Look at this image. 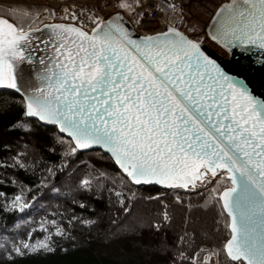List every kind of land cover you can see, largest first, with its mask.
I'll return each mask as SVG.
<instances>
[{"label":"snow or ice","instance_id":"1","mask_svg":"<svg viewBox=\"0 0 264 264\" xmlns=\"http://www.w3.org/2000/svg\"><path fill=\"white\" fill-rule=\"evenodd\" d=\"M198 4H0V88L19 96L0 115L20 112L14 142L0 143V187L14 189L0 190V211L26 214L45 190L65 201L0 235V264L52 253L77 228L115 245L119 264H264V98L202 47L207 37L229 54L264 53V0L220 4L206 31ZM145 185L161 187L143 195ZM140 200L159 209L141 213ZM175 206L186 209L179 226Z\"/></svg>","mask_w":264,"mask_h":264},{"label":"trees","instance_id":"2","mask_svg":"<svg viewBox=\"0 0 264 264\" xmlns=\"http://www.w3.org/2000/svg\"><path fill=\"white\" fill-rule=\"evenodd\" d=\"M1 4V3H0ZM19 99L18 94L12 92V90L0 88V103H3L5 100ZM19 109L13 105L7 111L6 114L0 115V143L4 141L14 142L15 133H8L7 126L19 116ZM113 170H118L115 165L112 166ZM0 190H5L9 195H11L14 189L11 186L7 188L0 187ZM160 190L156 186H147L140 189V192L143 195H155L156 192ZM183 191V190H181ZM35 194V193H33ZM55 197L50 191L45 190L41 195H38L37 201L33 202L34 207L26 210L24 213H3L0 211V235H11L14 230V225L20 220H27L29 217H32L34 220H39L41 216H49L51 212L56 211L58 206L60 210H63L65 206V201L63 198H56L57 204H52V206L47 208L45 211V206L42 207L41 204L43 199L47 197ZM87 199V198H85ZM166 200L170 203L174 202V197L168 195ZM61 201V203H59ZM193 203H202L198 200L197 197H192ZM93 204V207L97 210H102V205L97 201H90ZM187 203V201H185ZM70 203V201H69ZM138 206V211L146 215L154 214L158 209L159 205L156 202H148L140 200L135 207ZM74 211L78 214L85 216H90L95 218V216L89 211H83L78 208V206L72 205ZM105 215L102 216L101 221V231L108 227V215L106 209H103ZM170 211L173 213L174 224L179 226L182 221V217L186 209H182L179 206L170 208ZM203 214V215H202ZM200 217V220L205 224V226L211 227L213 224V214L205 213L203 209H194L193 217ZM61 223L66 225L65 220H61ZM8 229V231H5ZM23 235V226L20 230ZM42 233L36 232L33 236V239L37 237H42ZM73 235L77 237V240H57L56 250L52 253L39 256H30L23 259H18L17 264H119L120 255L118 254L117 247L115 245H108L103 242L100 235L96 230L91 232L85 231L83 229L77 228ZM26 238V237H25ZM61 247L65 250L61 251Z\"/></svg>","mask_w":264,"mask_h":264},{"label":"water","instance_id":"3","mask_svg":"<svg viewBox=\"0 0 264 264\" xmlns=\"http://www.w3.org/2000/svg\"><path fill=\"white\" fill-rule=\"evenodd\" d=\"M228 2H230V0L225 3ZM208 23H210V19L206 25ZM208 40L211 41L210 39ZM211 42L217 46L223 52V54L203 44L202 47L205 52L215 59L217 63H219L221 67L229 74L235 75L239 73L242 78H246L254 94L258 97L264 98V66L255 63L256 58L264 56V53L260 52L258 49L248 53L243 52L241 49H234L232 53L229 54L224 49L216 45L213 41ZM147 186H156L159 189L161 187L159 185H145L144 187Z\"/></svg>","mask_w":264,"mask_h":264},{"label":"rangeland","instance_id":"4","mask_svg":"<svg viewBox=\"0 0 264 264\" xmlns=\"http://www.w3.org/2000/svg\"><path fill=\"white\" fill-rule=\"evenodd\" d=\"M8 2H10V0H0L1 4H7ZM217 7H218V2L216 0H213L209 3L200 5L199 10L196 11L197 13L195 14V16H196V19L199 21L201 26L206 25V23L209 20V17L211 15H213V13L215 12V9ZM216 51H219V50L217 49ZM219 52L221 53V51H219ZM57 203L58 202L56 201L55 197H49V196L46 199H43L41 202V204H43V206H45V208H46V209H44L45 211L47 210L48 207L50 208L52 206V204H57ZM59 203H61V201H59ZM136 210H139L138 206L136 207Z\"/></svg>","mask_w":264,"mask_h":264},{"label":"built area","instance_id":"5","mask_svg":"<svg viewBox=\"0 0 264 264\" xmlns=\"http://www.w3.org/2000/svg\"><path fill=\"white\" fill-rule=\"evenodd\" d=\"M211 1H213V0H199L198 6L200 7V5L209 3ZM216 1L218 2V5H220L221 3H224L227 0H216ZM23 2L24 3H32L33 0H23ZM39 2L40 3H45V4H47V3L56 4V3H63V2H65V0H39ZM189 6L191 7V4ZM196 13L197 12H195L194 14H196ZM205 26H202V31H205ZM203 44L206 45V46H208V47H210V48H212V49H214V50H217L218 49L219 51H221L217 46H215L211 41H209L207 37H205V40H204V43ZM221 53L223 54L222 51H221Z\"/></svg>","mask_w":264,"mask_h":264}]
</instances>
